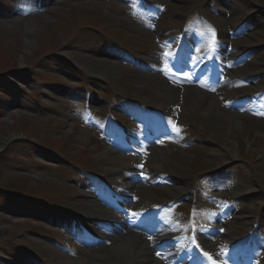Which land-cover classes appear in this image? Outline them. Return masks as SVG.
I'll return each instance as SVG.
<instances>
[{"label":"rangeland","instance_id":"374dc122","mask_svg":"<svg viewBox=\"0 0 264 264\" xmlns=\"http://www.w3.org/2000/svg\"><path fill=\"white\" fill-rule=\"evenodd\" d=\"M32 1L0 0V7L4 9V12H0V73L6 70L11 82L22 86L25 91L24 100L27 99L23 106L12 105L10 102L4 105V102H0V186H11L22 194L17 196L0 188V264H5L4 260L11 255L27 264H38L34 256L49 264H65V261L72 259L87 258L88 254L78 242L74 244L80 249L65 255L66 251L55 248L45 239L50 238L47 235L59 232L58 229L52 230V224L60 225L57 218L66 219L64 214L76 212L75 208H81L88 199V196L81 194L78 186L83 184V179L69 175L71 165L64 166L63 159L74 157L81 166L89 170L99 168L114 183H121L129 178L127 167L121 170L122 167L114 164L118 168L115 175L112 169L106 172L107 162L100 159L103 150L94 136L68 117L69 113L78 117L81 103L75 105L71 101L83 100L84 97H87L91 105L89 107L100 113L106 109L114 111L118 119L122 118V110H132L133 104L128 102L131 99L142 100L157 109L170 106L175 112L167 123L169 130L163 132L159 139L162 143L155 147L158 152L152 150L143 154L137 167L133 166L134 159L129 161V166L134 167L133 170L141 177V184L133 193L138 210L145 214L156 210L153 217H147L167 222L171 226V234L182 236L183 222L177 212L183 210L186 200L191 199L192 194L180 199L182 195L179 192L183 188L187 191L191 189L194 179L200 180L199 186L213 194L229 189L232 190L230 194L246 192L248 196L243 198L245 200L242 199L246 204L243 212L245 216L254 215L260 208H264V189L261 186L264 183V111L256 110L255 102L254 109L245 110L250 103L243 99L245 93L255 91L263 85L264 35L257 43L240 41L235 44L243 49H254L250 53L252 55L243 60L237 57L236 51H227L226 45H221L220 49L224 52H218L209 66H215L218 71H223L224 66L228 68L223 88L211 99L218 114L224 111L234 112L240 117V126L232 133L200 116L197 107L177 106L176 99L158 94L153 85L148 84L154 81L161 87L171 89L161 81L159 73L165 78H175L177 74L179 79H189L196 69L206 68L211 59L208 54L209 27L206 22L209 18L211 22L215 19L211 6H230L233 12L242 8L246 15H250L249 21H252L244 29L254 28L255 21H258L263 34L264 7H258L254 0H164L166 5H162V0H149V3H154V9L164 6V13L159 15L149 8L143 11L141 17H137V13L141 14L137 9V0L132 3L123 0H85L86 5L79 7H70L69 0H47L40 7L42 11L46 10L43 12H39ZM22 4L27 8L25 12L13 10V5ZM104 8L110 11L109 15L104 13ZM120 8H133L132 20L139 23L136 28L120 18ZM191 11L203 15L204 19H196V23L190 20L192 31H189L187 24ZM229 14L225 11L221 15L224 21L218 23L222 26L218 31L224 43ZM29 23L33 24L31 33L26 29V24ZM146 24L163 36L164 44H156L152 34L144 33ZM169 28L173 29L169 30L172 36L168 38ZM184 29L186 49L190 51L182 48V52H186L185 60L179 58L178 63L179 59L175 58L171 69L165 54L175 53L176 34ZM51 52V55L66 60L68 64L52 66L49 63L53 60L49 57ZM133 57H150V63L149 60L145 61L150 67L155 62L159 64L158 71L153 73L154 80H151L153 77L144 78L150 72L149 66L136 69L133 63L124 60ZM85 60L114 64L116 69L113 76L100 77L89 71ZM33 70L37 76H32ZM251 74L258 77L250 80ZM52 79L60 80L62 85L58 88L52 86ZM33 92L39 98L40 105L33 104ZM234 98H237V103ZM251 111L255 113L256 119L250 116ZM177 118L181 127L178 130L171 125L172 119ZM95 120L99 125L104 122V119ZM187 124L190 125L186 126ZM69 128L77 130L78 135L70 134ZM35 142L48 148L47 151ZM232 150L234 153H231ZM163 153L168 158H163ZM216 166L225 167L218 170L217 176L211 180L195 175L198 171H211ZM205 191L196 189L193 196L196 195V201L213 209L207 214L202 211L201 216L209 224L214 225L212 221H216L214 226L218 227L222 223L219 221L221 214L224 215L221 216L224 221L228 220L227 215L221 211L223 204L207 197ZM25 195H37L40 198V208L35 214L32 210L29 211L27 201L23 200ZM245 221L238 225L233 236L240 237L241 232L249 227ZM231 225L230 223L229 226ZM30 227H33L35 236H30L27 232L25 236L20 233L22 229L26 231ZM226 228L229 235L230 231ZM262 243L264 247V241ZM183 245L184 238L179 239L177 248ZM11 246L19 250L17 255L8 250ZM23 246L30 253L22 250ZM213 246L217 248L216 245ZM257 255L254 261L255 264H260V253Z\"/></svg>","mask_w":264,"mask_h":264},{"label":"bare ground","instance_id":"6f19581e","mask_svg":"<svg viewBox=\"0 0 264 264\" xmlns=\"http://www.w3.org/2000/svg\"><path fill=\"white\" fill-rule=\"evenodd\" d=\"M254 1L258 7H264V0ZM238 17H240L239 13L234 16V19L236 20ZM237 20L239 21V19ZM255 22L259 23L258 21ZM26 29L27 32L31 33L33 24H26ZM261 33L262 30H259L251 34L249 37H247L246 42H259L262 35H264L263 33ZM85 64L92 74L100 77L113 76V73L116 69V66L114 64L109 65L110 63L104 64L94 60H85ZM151 80H154V77ZM155 83L156 82L154 81L148 82V84L153 85L158 94L165 95L167 96V98H174L176 96V90L161 87L160 85ZM145 87L147 88V86ZM145 87H143V90ZM184 104L185 107L187 105L189 107H197L200 116L206 117L209 122L225 129L226 132L232 133L240 126L239 116L226 111L222 112V114H218L212 101L197 92L192 91L185 95ZM156 151L158 152V150ZM231 153H234V150H232ZM108 156H110L109 153L103 152V159L108 158ZM162 157L168 158V155L166 153H163ZM132 184L133 183L127 182L126 186L130 188ZM261 186L264 189V183L261 184ZM75 209L76 212L72 211L73 213L70 214V216H78V218L82 219L83 222H91V224H88L86 226V229L89 230L90 233H100L102 231H105L106 239L113 240V242L110 245L105 244L103 247L98 246L92 248L88 252L87 258L72 259L70 261H65V264H163L162 262H159L158 260L153 258V251L147 247V244H144V242L140 241L138 237H136V235L132 232L131 229H133L134 227L142 226V223L140 224L137 221H130V219L119 221L118 226H113V221L109 223L101 222L103 214L100 213L101 211H97L94 205L89 202L82 204L81 208ZM93 222L101 223L99 225V228L94 227L92 225ZM84 227V225H81L78 228L76 227L75 230L78 235H85L84 237L86 238L88 235L84 231H82ZM148 229L151 230L152 228L149 227ZM159 230L161 231V229ZM168 253H174L168 258L169 264H172L180 256V254H177V252L175 251L166 252L165 254Z\"/></svg>","mask_w":264,"mask_h":264},{"label":"trees","instance_id":"16d2710c","mask_svg":"<svg viewBox=\"0 0 264 264\" xmlns=\"http://www.w3.org/2000/svg\"><path fill=\"white\" fill-rule=\"evenodd\" d=\"M0 188H3V189H10V190H15V189H13L11 186H0Z\"/></svg>","mask_w":264,"mask_h":264},{"label":"snow or ice","instance_id":"6c2138e0","mask_svg":"<svg viewBox=\"0 0 264 264\" xmlns=\"http://www.w3.org/2000/svg\"><path fill=\"white\" fill-rule=\"evenodd\" d=\"M178 130V129H177Z\"/></svg>","mask_w":264,"mask_h":264}]
</instances>
